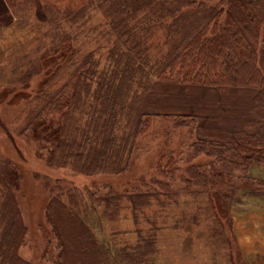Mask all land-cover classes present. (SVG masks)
Segmentation results:
<instances>
[{
  "label": "trees",
  "instance_id": "obj_1",
  "mask_svg": "<svg viewBox=\"0 0 264 264\" xmlns=\"http://www.w3.org/2000/svg\"><path fill=\"white\" fill-rule=\"evenodd\" d=\"M210 1L91 0L106 18V32L104 25L91 29L107 36L104 63L93 52L78 57L76 45L90 20L79 24L88 16V5L77 11L47 9L54 37L50 59L57 68L64 60L75 63L66 82L46 94L22 130L46 151L49 167L88 176L123 173L150 119L173 118L178 129L192 126L198 138L195 157L216 159L205 170L190 167L182 193L215 198L227 191L234 198L241 192L237 176L248 179L255 160L264 167V0ZM151 12L156 21L150 22ZM63 20L79 25L77 41L62 29ZM87 108L91 112L83 122L78 115ZM173 172L165 174L172 177ZM189 175L197 182V195ZM20 181L11 162L0 163V264H31L19 255L27 236L16 197ZM256 181L260 191L255 193L264 196V181ZM151 184L145 190L112 189L91 198L95 205L104 204L110 220L126 200L136 225L155 202L165 208L163 198L174 201L179 195L169 181L152 179ZM80 207L77 189L55 193L48 202L51 231L45 241L47 253L55 246L52 264H155L160 213L156 211L154 234L137 229L142 237L138 244L113 250L96 240L93 227L99 220L89 221Z\"/></svg>",
  "mask_w": 264,
  "mask_h": 264
},
{
  "label": "rangeland",
  "instance_id": "obj_2",
  "mask_svg": "<svg viewBox=\"0 0 264 264\" xmlns=\"http://www.w3.org/2000/svg\"><path fill=\"white\" fill-rule=\"evenodd\" d=\"M219 2L220 0H212L210 5ZM86 5L89 6L88 16L79 25L90 21L85 26L88 30L85 29L79 36L76 45L78 57H85L93 52L95 58L104 63L109 48L105 43L107 36L102 33L106 32V18L100 10L93 8L95 5L91 4V0H0V163L11 162L13 170L16 169L21 176L16 197L27 236L19 249L20 257L31 264H52L51 256L52 252L55 253V246H51L52 252L47 253L45 237L50 236L51 228L47 222L46 207L55 193L77 189L80 208L89 214L86 218L91 222L99 220V224L93 227L96 240L109 245L113 250L125 245L133 248L138 244L142 237L137 229L146 232L144 235L154 234V219L158 212L161 214L157 222L160 226L157 228L160 252L152 257L154 259L151 258L155 264L171 261L173 255L176 256L177 247L182 250L186 246L190 247V256L188 259L179 257L180 262L264 264L261 259L251 261L237 248L232 227L233 206L241 210L264 206V196L255 193L259 189L256 180L264 181V167L258 165V160L249 168L248 179L237 176L235 183L240 186L241 192L234 198H230L231 193L227 191L223 192L224 196L215 198L207 193L191 197L182 193L187 170L197 166L208 169L216 159L203 154L195 157L193 145H198V138L192 132V126L178 129L173 118L150 119L147 128L136 140L129 169L120 174L98 173L88 176L69 168H51L47 165L46 151L31 133L29 135V132H22L46 94L50 95L59 89L75 67L74 59L68 63L62 61L58 68L56 62L50 59V54L53 55L50 49L54 44V37L51 36L53 30L47 23V9L53 6L61 12L77 11ZM143 15L139 14L137 18ZM150 17V22L156 21L152 12ZM169 21L170 19L165 22ZM98 24L106 27L92 33L91 29ZM61 25L64 31L75 34L77 41L79 25L72 26L65 20ZM33 68L35 74L30 72ZM90 112L91 109L87 108L78 118L85 122ZM169 170L174 171L172 177L165 174ZM189 177L194 179L191 175ZM142 179H146L148 184L144 185ZM152 179L169 181L172 189L179 194L174 198L177 203L163 198L162 201L168 203L164 208L162 204L155 202L152 210L140 215L136 225L126 200H123L124 207L113 220L104 215V204H93V193L104 195L112 189L118 193L133 189L145 190L152 185ZM196 185L194 179L190 184L194 189L190 191L194 195L198 194ZM65 200L68 201L67 197ZM195 232L199 233L195 238L197 240L192 238L190 242L187 236H193Z\"/></svg>",
  "mask_w": 264,
  "mask_h": 264
},
{
  "label": "crops",
  "instance_id": "obj_3",
  "mask_svg": "<svg viewBox=\"0 0 264 264\" xmlns=\"http://www.w3.org/2000/svg\"><path fill=\"white\" fill-rule=\"evenodd\" d=\"M232 211H233L232 215L234 219L232 226L234 232L233 235L235 237L234 239L237 248L239 247L238 249L241 252H243V254L249 259H251V261L253 262L255 259H261L264 261V206L258 208L248 207L244 210H241V208L233 206ZM177 232L179 231L177 230ZM198 234L199 233L196 232L193 236L188 234L187 238L189 239L190 242L193 239L195 241L197 240L195 238H197ZM187 238L186 240H188ZM186 240L184 239V242ZM189 248L190 247L186 246L185 249L183 248L181 250L178 249L177 247L175 251L176 256L173 255L171 261L162 264H189L190 261L188 260L185 261L186 263L179 261V257H181L182 259H188V256H190L189 251H191ZM178 252H179V256H178ZM255 264L258 263L256 262Z\"/></svg>",
  "mask_w": 264,
  "mask_h": 264
}]
</instances>
